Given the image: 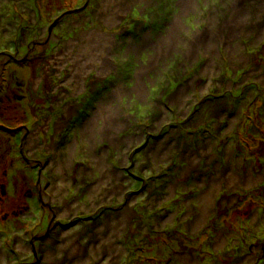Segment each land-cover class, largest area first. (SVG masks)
Instances as JSON below:
<instances>
[{
	"label": "rangeland",
	"instance_id": "374dc122",
	"mask_svg": "<svg viewBox=\"0 0 264 264\" xmlns=\"http://www.w3.org/2000/svg\"><path fill=\"white\" fill-rule=\"evenodd\" d=\"M105 89L43 264H264V0H0V99ZM23 234L0 224V264H36Z\"/></svg>",
	"mask_w": 264,
	"mask_h": 264
},
{
	"label": "flooded vegetation",
	"instance_id": "af4514ba",
	"mask_svg": "<svg viewBox=\"0 0 264 264\" xmlns=\"http://www.w3.org/2000/svg\"><path fill=\"white\" fill-rule=\"evenodd\" d=\"M99 98L107 100V89L91 91L81 104L72 92L0 99V224L22 227L26 238L15 239V247L31 236L27 245L32 246L36 264H43L46 249L58 245L64 231L71 229L61 217L71 204L58 192L56 162ZM72 104L75 109L67 107ZM14 149L17 153L8 163L6 157ZM17 262L29 260L21 256Z\"/></svg>",
	"mask_w": 264,
	"mask_h": 264
},
{
	"label": "trees",
	"instance_id": "16d2710c",
	"mask_svg": "<svg viewBox=\"0 0 264 264\" xmlns=\"http://www.w3.org/2000/svg\"><path fill=\"white\" fill-rule=\"evenodd\" d=\"M246 121H248V122H250V123H252V121H253V116L251 115V116H249V115H247L246 116ZM257 121V119L254 117V121L253 122H256ZM257 124L259 125V127H260V130L263 132V130H264V125H262V123L260 122V121H258L257 122ZM249 136V135H248ZM258 136H261V135H258ZM246 146L247 147H250V144L248 143H246ZM157 232V231H156ZM155 232V233H156ZM166 232H162V233H160V234H156V237L154 238V242L152 243V244H157V242L158 243H160V244H165V249H167V248H169V249H173V250H176V248H177V246H176V244L172 241V239L169 241V242H165V240H164V238H165V236H164V234H165ZM180 235H181V233H180ZM166 236H169V237H173V235L172 234H169V233H167L166 234ZM148 247H145V246H142V248H141V250L143 251V252H147V249ZM150 250V249H149ZM169 257H172V256H169Z\"/></svg>",
	"mask_w": 264,
	"mask_h": 264
}]
</instances>
